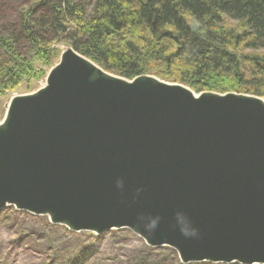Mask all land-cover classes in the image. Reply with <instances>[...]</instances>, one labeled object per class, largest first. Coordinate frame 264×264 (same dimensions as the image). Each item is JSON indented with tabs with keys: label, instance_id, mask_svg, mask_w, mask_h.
<instances>
[{
	"label": "water",
	"instance_id": "water-1",
	"mask_svg": "<svg viewBox=\"0 0 264 264\" xmlns=\"http://www.w3.org/2000/svg\"><path fill=\"white\" fill-rule=\"evenodd\" d=\"M7 207L77 232L129 229L182 263L264 264V98L128 79L63 45L0 122ZM141 214L160 217L154 233Z\"/></svg>",
	"mask_w": 264,
	"mask_h": 264
},
{
	"label": "trees",
	"instance_id": "trees-1",
	"mask_svg": "<svg viewBox=\"0 0 264 264\" xmlns=\"http://www.w3.org/2000/svg\"><path fill=\"white\" fill-rule=\"evenodd\" d=\"M21 13L0 34V94L35 79L60 41L128 79L264 97V0H37Z\"/></svg>",
	"mask_w": 264,
	"mask_h": 264
},
{
	"label": "rangeland",
	"instance_id": "rangeland-1",
	"mask_svg": "<svg viewBox=\"0 0 264 264\" xmlns=\"http://www.w3.org/2000/svg\"><path fill=\"white\" fill-rule=\"evenodd\" d=\"M36 1L0 0V34L18 32L22 9L25 10ZM87 13H90L89 9ZM67 44L71 45L60 41L53 44V47L58 49L57 56H53L48 66L37 64L38 76L35 79L27 76L18 87L0 94V122L14 95L30 93L42 86L49 70L59 60L61 47ZM18 49L21 54L27 51L26 45L21 42H18ZM228 92L240 93L234 90ZM0 264L210 263H182L172 248L150 246L129 229H114L103 234L91 231L77 232L66 226L53 224L46 215H34L15 207H7L0 213Z\"/></svg>",
	"mask_w": 264,
	"mask_h": 264
},
{
	"label": "clouds",
	"instance_id": "clouds-1",
	"mask_svg": "<svg viewBox=\"0 0 264 264\" xmlns=\"http://www.w3.org/2000/svg\"><path fill=\"white\" fill-rule=\"evenodd\" d=\"M119 187H122L121 184L118 183ZM137 226L141 228L145 233H154L160 224V217L158 215L152 216V215H146L141 214L137 218L136 222ZM180 233L185 238H195L198 235V232L195 228H191V230H185L184 228H180Z\"/></svg>",
	"mask_w": 264,
	"mask_h": 264
}]
</instances>
